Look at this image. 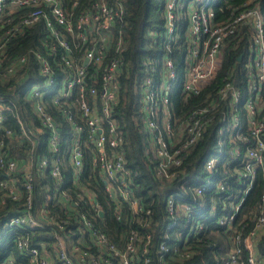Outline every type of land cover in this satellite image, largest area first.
I'll use <instances>...</instances> for the list:
<instances>
[{
    "label": "built area",
    "instance_id": "1",
    "mask_svg": "<svg viewBox=\"0 0 264 264\" xmlns=\"http://www.w3.org/2000/svg\"><path fill=\"white\" fill-rule=\"evenodd\" d=\"M83 4L0 0L1 38L34 39L0 72V81L7 84L0 93V219L18 254L7 253L0 264H21L22 259L27 264H152V236L136 227L152 223V210L134 192L116 118L129 78L124 0ZM163 19L161 32L151 34L162 53L145 58L132 84L154 175L169 181L182 175L175 193L163 197L165 229L184 218L187 231L180 240L186 243L212 217L235 234L225 257L214 254L216 264H259L255 247L258 234L264 233V0H167ZM244 39V52L223 68L215 83L225 50H236ZM175 49L183 54L179 64ZM180 66L183 75L177 79ZM176 85L180 95L201 96L186 113L173 103ZM211 127L215 148L201 165L205 181L195 184L186 179L183 164ZM230 178L241 186L235 192H226ZM258 178L263 194L254 226L242 234L244 224L237 232L235 217ZM207 192L225 195L219 204L209 203L211 214L204 218L194 205ZM100 194L126 227L116 230V241L98 221L103 216ZM8 202L10 208L2 210ZM197 207L202 212L207 203ZM163 235L156 264H163L171 251Z\"/></svg>",
    "mask_w": 264,
    "mask_h": 264
},
{
    "label": "trees",
    "instance_id": "2",
    "mask_svg": "<svg viewBox=\"0 0 264 264\" xmlns=\"http://www.w3.org/2000/svg\"><path fill=\"white\" fill-rule=\"evenodd\" d=\"M167 0H124L125 13L123 15V38L125 43L124 63L126 72L129 77L127 79V88L121 92L122 103L116 111V118L123 130L124 134V153L125 167L131 172L134 182V192L140 196L146 204L151 207L153 221L148 227L141 228L138 224L136 227L141 234L149 233L152 236L149 254L152 264L158 261L157 250L158 245L163 240L166 233V245L171 249L162 258L163 264H216L214 254L218 259L225 257L229 249L230 239L235 235L234 231L226 232L225 227H221L214 223L212 217H207L211 210L209 204L211 201L219 204L225 194L207 192L204 196V201L197 200L194 207L199 214L209 220L203 224V230L195 237L189 239L186 243L180 240L186 233V223L184 218H179L175 226L169 230L165 229L164 219L166 212L163 209V197L165 193H175L176 188L182 183V175L173 180H159L153 173V163L149 159V154H146L147 147L143 143L144 132L143 124L138 113V94L133 88V78L143 66V62L147 56L154 54L159 55L162 49L155 46L152 41V32H161L163 24V10ZM242 0H230V2L238 3ZM89 0H81L83 5L88 4ZM82 5V6H83ZM34 39L29 36H16L11 38H1L0 33V72L4 70L8 62L16 56L23 53L32 45ZM246 43L245 39L241 45L235 50H225L221 68L217 72L215 83H218V78L223 68L232 65L237 56L244 52ZM181 50L174 51L175 61L179 64V58L183 57ZM177 79L181 78V66L178 68ZM0 81V93L6 89L7 84ZM185 97H187L185 99ZM199 97H188L180 95V88L175 87V95L173 103L178 111L188 112L189 109L199 102ZM183 100H187L183 104ZM135 105V106H133ZM215 148V129H208L203 140H201L193 150L189 152V156L185 160L186 179L192 183L199 184L205 181V174L201 169L203 160ZM257 184L248 192L245 201L243 202L237 216L235 217L234 225L237 232L241 231V226L244 224L241 233H247L254 226L255 216L257 214V205L263 194V182L260 178L257 179ZM234 182V178H230L227 184L226 192H235L241 186ZM238 185V186H237ZM39 184L35 187V200L39 193ZM100 199L103 206V216L97 217L102 224L104 231L113 239L117 240L116 230H123L126 227L117 219L114 218L110 205L104 194H100ZM200 202L207 203V208L202 212L199 211L197 204ZM10 208L8 202L2 210ZM220 211V207L216 208V212ZM0 213H3L0 211ZM212 221V222H211ZM240 224V225H239ZM186 244V245H185ZM13 237L3 230V220L0 219V261L7 253H13L18 257L13 247ZM256 257L259 264H264V233L258 234V240L255 247ZM188 254V256H186ZM241 259L245 260V252L242 251ZM21 264H27L25 260L20 261Z\"/></svg>",
    "mask_w": 264,
    "mask_h": 264
}]
</instances>
